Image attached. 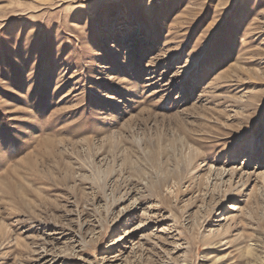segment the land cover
<instances>
[{"label": "rangeland", "instance_id": "374dc122", "mask_svg": "<svg viewBox=\"0 0 264 264\" xmlns=\"http://www.w3.org/2000/svg\"><path fill=\"white\" fill-rule=\"evenodd\" d=\"M0 264H264V0H0Z\"/></svg>", "mask_w": 264, "mask_h": 264}, {"label": "bare ground", "instance_id": "6f19581e", "mask_svg": "<svg viewBox=\"0 0 264 264\" xmlns=\"http://www.w3.org/2000/svg\"><path fill=\"white\" fill-rule=\"evenodd\" d=\"M236 209H237V208H235V207L233 208V210H236ZM57 259H58V258H57Z\"/></svg>", "mask_w": 264, "mask_h": 264}]
</instances>
